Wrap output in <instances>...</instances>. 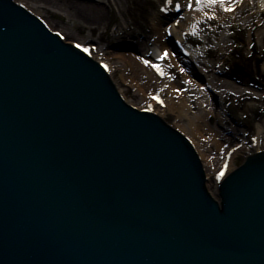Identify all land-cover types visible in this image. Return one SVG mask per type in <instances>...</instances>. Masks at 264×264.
<instances>
[{
  "label": "water",
  "instance_id": "1",
  "mask_svg": "<svg viewBox=\"0 0 264 264\" xmlns=\"http://www.w3.org/2000/svg\"><path fill=\"white\" fill-rule=\"evenodd\" d=\"M15 17L0 0V143L15 148L6 151L15 171L0 187L26 178L0 190V264H264V155L235 178L227 212L187 211V190L165 181L179 179L167 176L170 160L186 164L178 144L101 109L94 125L91 111L75 110L95 92L81 69L56 64L61 56ZM35 165L46 178L36 183L24 175ZM50 181L65 209L40 207Z\"/></svg>",
  "mask_w": 264,
  "mask_h": 264
},
{
  "label": "rangeland",
  "instance_id": "2",
  "mask_svg": "<svg viewBox=\"0 0 264 264\" xmlns=\"http://www.w3.org/2000/svg\"><path fill=\"white\" fill-rule=\"evenodd\" d=\"M26 1H28L32 6L38 8V10L41 11L42 14H44L46 17L50 18L53 25L64 30L71 39L88 43L94 42L98 44L101 49H106L110 42H116L115 34H120L122 38L119 37V40L117 41L120 46H115L113 47V49H109L111 50V53L110 58H108L109 61L117 68L114 74L116 78H118L121 71L126 72V67L119 60V56L115 55L118 51L117 48H121V46L124 48L129 47L128 45L133 43L134 39H136L137 42L142 43V47L139 52L140 54L138 55H145L149 49L148 45L146 44L149 42L147 41L148 38H145V35L142 37H132L131 31H129L127 28L128 24L138 27V29L142 33H147L149 38H153V34H151V31L149 30L150 23L148 21L149 15L154 12L155 3L153 2V0L100 1L101 8L103 9V12L106 13V18L103 22H101V20L99 21L98 19L94 20L88 18L86 15H84V13H80L82 11L76 14L75 12L77 10H75L73 8L74 5H72L75 2L73 0ZM212 5L214 7H212L211 9L202 8L201 10L198 9V12L202 14L205 10L209 12L214 11L215 5ZM190 19H192L190 15H185V21H190ZM93 22H95L96 24H91ZM190 24L192 25V23ZM121 25H124L123 33L122 29H120ZM215 25H217V22L213 23L211 27L207 25V23H205V25L203 26L206 27L207 31L209 32H201L204 33V35L197 37L199 41L197 39H194L192 41V43L196 46L194 48V51L197 55L199 54V58L201 57V53L199 52L204 49V43H202V39L206 38L211 43L210 45H206L207 49H209V52L204 60L210 64V74L208 76L210 78L213 77V79L215 80H219L222 78V75H228L230 72L237 78H239V80H241L239 84H235L236 88H242V81H247L246 79H249L253 80V89L255 90L253 93L249 91L250 94H254L255 96V100L253 102L242 100L241 98H238L235 102H232V97L228 96L229 99L225 97L224 103L221 105V103L223 102V98L220 99L218 110H221L222 112L219 111V114H221L220 116H222V118L226 121L222 129H227L229 131V127L235 129V131L225 134V137L228 138V140L226 141L229 145L231 141L234 142L236 140L234 138H239L241 141H247L249 136L256 134V126L260 123H264V34L262 35V39L254 44L255 46L250 51L245 43V39L247 38V31L243 29V32H237V34L235 35L236 31L233 30V37L234 39H236L238 44L233 50V55H229V51L233 49L231 43L234 39L230 40L229 37L227 38V42L224 43L222 47L224 49H227V54H221L222 51L219 52L220 54H217L216 52L212 51L215 50V44L220 47L223 34L218 32L215 35V33L212 32L215 29ZM97 26H99L100 28H98ZM103 31H106V33L103 34ZM124 31L127 33H124ZM210 33L216 36V42H212L214 37L209 35ZM165 39H167V37H165ZM221 59H223L224 62L223 67L218 66V63L220 62L219 60ZM168 73L170 76V81L180 80V75L177 68L169 66ZM122 86L125 87L122 88V91L129 102H132L135 105L143 102L142 98L144 94L139 93V91L131 83L127 81L123 83ZM242 89L246 90L247 86L243 87ZM189 92V100L192 102L190 103V106L192 107V113H202V109H200L197 102L199 98L194 95V93H197L196 86L194 84L192 86V90H190ZM200 100L207 101L203 97H200ZM228 104L229 107L226 109L225 105ZM237 117H239L240 119L242 118L241 120H239L240 122H234L236 120L235 118ZM167 118L171 124L175 125L177 123L176 119H174L173 117L167 116ZM186 123V120H184L179 125L186 126ZM212 126H214V123L212 124ZM260 140L261 146H264V134L261 135ZM204 149L207 151L208 155H211V151L214 150V148L212 147H206ZM243 156V153L238 154L234 158L233 164H240ZM209 188L210 186L208 187V189Z\"/></svg>",
  "mask_w": 264,
  "mask_h": 264
},
{
  "label": "bare ground",
  "instance_id": "3",
  "mask_svg": "<svg viewBox=\"0 0 264 264\" xmlns=\"http://www.w3.org/2000/svg\"><path fill=\"white\" fill-rule=\"evenodd\" d=\"M101 1V0H99ZM77 2V1H75ZM72 4L74 5V9L77 10L75 13L78 14L84 13L88 18L91 19H98L99 21L103 22L106 18V13L103 12V9L100 6V2L96 3H86V2H78ZM189 2V0H182V5H186V3ZM81 3V4H79ZM194 3V8H192L191 11H184L186 14H189L193 16V28L191 30L194 31V34L199 35L198 32L202 31L200 30L201 27V20H204L206 13H204L201 18V16H198L195 14V11L198 7H212L209 3L207 2H202V3H196V0H193ZM262 4H259L261 6ZM182 12V11H181ZM208 14V13H207ZM173 15H168L169 17H172ZM233 15H224V17H232ZM164 19H162L158 13L150 14L149 16V23H150V31L153 38H149L147 33H144L145 38H148L146 43L149 49V60H163L160 59L161 55L164 52H167L169 55L167 56V62H163L165 65H170L173 67L178 68H185V71L183 74L180 75V80L178 81H170L168 76L165 74V79L163 82L157 81L154 77L153 74L150 73L149 70H145L142 65L140 64V58L137 57L138 53L141 50V42L134 41L129 47L125 48V51H117V54L123 63L125 67H130L131 71L130 74L120 72V76L117 79V85L121 89L123 88V83L128 81L131 83L138 91L139 93H143V100L145 102V96L147 93V88H149L151 82H155L156 85L160 90L164 91L165 99L167 101V107L165 110H159L157 112L158 115L162 116L165 113H169L174 116V119H176V124H180L182 121L186 120V126H183V130L185 134L188 136H191L193 140H195V147L197 145V149L199 154L201 155L202 160H204L206 165H209V160L208 157H206V152L204 150V145H200L198 142V137H200V132H208L210 133L211 141L209 145L214 146V152L216 155H219V152L225 147L228 138L225 137V134L231 133L232 131H235L234 128H230V131L227 129H222L224 127V123H226L225 119L222 118V116H216L212 111H209L208 114H198V113H192L191 109V104L189 102V97H188V91L192 90V83L194 81H201L203 82L204 85V90L202 92H197L194 93V95L199 98L203 97L210 103H212V107L215 108V110H218L219 105H220V99L224 98L227 95H233V96H240L244 98H248L247 100L253 102L255 100L254 94H250V92H254L255 90L253 89V81H250L249 83H246L247 89L246 91L244 90L242 92L241 89L235 87V80L229 79L226 74L222 75V78L219 80L213 79V77H209L206 75V64L204 61H201L199 64L198 62L196 63L194 61V57L192 55L191 62L185 61L181 59L174 50H172L169 47L168 40L165 39L166 32L163 31V23ZM244 23L246 26L253 28L252 31L254 30L257 31L258 39H262V35L264 34V24L261 19H258L257 21L254 22V18L249 15L248 18H246L243 21H240ZM48 24L52 27L51 23L48 22ZM91 24H96L95 22ZM254 26V27H253ZM56 30V29H53ZM205 30V29H203ZM218 30V28L216 29ZM250 31V32H252ZM227 29L223 28V34H226ZM172 34H173V39L174 40H180L178 31L176 29H172ZM248 36L251 37L252 33L247 34ZM118 38V37H117ZM151 40V41H150ZM66 42H70L68 38L65 40ZM227 42V39H225L224 35L221 38V45L220 47L215 44V48L219 50L218 52L222 51L225 52L223 47V44ZM247 45L252 46V43L250 42L249 39H247ZM118 47V46H117ZM131 50V51H129ZM217 52V51H216ZM202 55V57L205 56V53L199 52ZM106 54L109 55L110 51L107 50ZM219 54V53H218ZM199 56V54H198ZM202 57H198L201 59ZM190 58V59H191ZM193 62V63H192ZM146 76L145 81L142 82L141 78ZM197 78V79H196ZM199 79V80H198ZM231 80L233 84H230L228 81ZM202 84H199V86ZM250 91V92H249ZM248 92V93H247ZM183 94V95H182ZM248 94V95H247ZM247 95V96H246ZM183 96L180 99H175V97ZM212 99V100H211ZM204 101L200 102L203 103ZM141 105V104H140ZM207 108V107H206ZM213 117V118H212ZM236 121L240 122L239 120L236 119ZM214 123V126L212 124ZM197 127H199L200 130H197ZM264 134V123H260L256 126V134ZM262 150L260 143H258V146L256 148L255 152H258ZM209 174V172H207Z\"/></svg>",
  "mask_w": 264,
  "mask_h": 264
},
{
  "label": "snow or ice",
  "instance_id": "4",
  "mask_svg": "<svg viewBox=\"0 0 264 264\" xmlns=\"http://www.w3.org/2000/svg\"><path fill=\"white\" fill-rule=\"evenodd\" d=\"M168 2L170 3L171 0H168ZM202 2H207V3H209V4H216V3H225V0H196V3H202ZM176 8H177V10H179L180 6H179V5H176ZM189 8H191V3L189 4ZM231 10H232V9H230V8H226V9H225V11H231ZM77 47H79V46H77ZM168 55H169V54H168L167 52H164V53L161 55L160 59H165ZM144 63H145L146 65L148 64L147 61H145ZM151 66L154 67L155 71H156L158 74L162 75L161 70H160V68H159L158 66H155V65H151ZM223 175H224V173L221 172V173L217 176V179H220Z\"/></svg>",
  "mask_w": 264,
  "mask_h": 264
}]
</instances>
